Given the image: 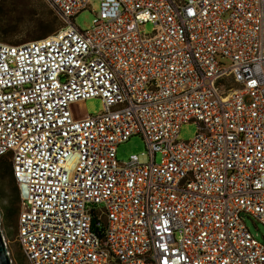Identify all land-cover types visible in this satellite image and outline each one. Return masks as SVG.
<instances>
[{"label": "built area", "instance_id": "1", "mask_svg": "<svg viewBox=\"0 0 264 264\" xmlns=\"http://www.w3.org/2000/svg\"><path fill=\"white\" fill-rule=\"evenodd\" d=\"M45 1L58 31L0 41L27 264H264L242 218L264 225V0ZM135 135L146 159L119 161Z\"/></svg>", "mask_w": 264, "mask_h": 264}, {"label": "rangeland", "instance_id": "2", "mask_svg": "<svg viewBox=\"0 0 264 264\" xmlns=\"http://www.w3.org/2000/svg\"><path fill=\"white\" fill-rule=\"evenodd\" d=\"M188 1V0H184ZM0 0L3 6L1 13L12 14L17 17H22L24 20L15 29V32L9 33L7 37L8 44L19 45L25 43L27 38L37 32V28L30 23L33 17H42L47 11L53 9L45 0ZM99 11V4L94 2L89 8L79 12L74 18L75 24L81 30H89L93 27V21L96 13ZM29 21V22H28ZM155 28L151 23H147L143 32L152 34ZM4 42V41H2ZM6 43V42H5ZM81 108L87 113L97 115L103 111V102L100 98L88 99ZM197 126L195 122H188L181 126L178 138L182 141H189L195 137ZM133 154L139 155L141 159H146V146L143 138L140 135L132 136L128 141L121 143L117 148V157L119 161L125 162ZM159 160V155H157ZM1 173V168H0ZM16 195V186L13 184L11 176H3L0 178V227L4 236L12 264H27L21 249L17 243L18 234V216L11 221L8 220V209L10 201ZM242 218L250 230V232L261 242H264V225L259 221L254 220L247 214H242Z\"/></svg>", "mask_w": 264, "mask_h": 264}, {"label": "trees", "instance_id": "3", "mask_svg": "<svg viewBox=\"0 0 264 264\" xmlns=\"http://www.w3.org/2000/svg\"><path fill=\"white\" fill-rule=\"evenodd\" d=\"M6 1L7 0H5V2ZM2 9L3 6L0 4V41L9 43L7 41L9 33L15 32V29L21 22H23L24 19L22 17L14 16L12 12H10V14L1 13ZM30 23L33 24L38 30L37 32H35V34L30 35L25 42L47 37L58 31L61 27V23L53 10L47 11V13L45 15H42V17H33V20H30ZM0 168V178L3 176H11L13 184L16 186V195L10 201V208L8 209L7 217L8 220L12 221L15 216L19 215L20 212L19 190L13 178L11 171V162L8 157L0 159Z\"/></svg>", "mask_w": 264, "mask_h": 264}, {"label": "water", "instance_id": "4", "mask_svg": "<svg viewBox=\"0 0 264 264\" xmlns=\"http://www.w3.org/2000/svg\"><path fill=\"white\" fill-rule=\"evenodd\" d=\"M0 264H12L10 253L8 251L4 236L0 227Z\"/></svg>", "mask_w": 264, "mask_h": 264}]
</instances>
